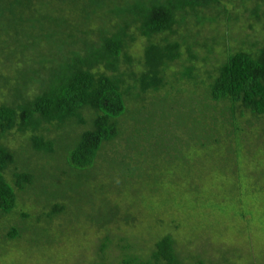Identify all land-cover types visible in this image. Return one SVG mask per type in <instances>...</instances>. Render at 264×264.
Masks as SVG:
<instances>
[{
  "label": "trees",
  "instance_id": "1",
  "mask_svg": "<svg viewBox=\"0 0 264 264\" xmlns=\"http://www.w3.org/2000/svg\"><path fill=\"white\" fill-rule=\"evenodd\" d=\"M245 114L264 116V0H0V220L84 206L86 264H237L187 250L217 172L176 153L237 158ZM135 209L158 233L119 231Z\"/></svg>",
  "mask_w": 264,
  "mask_h": 264
},
{
  "label": "rangeland",
  "instance_id": "2",
  "mask_svg": "<svg viewBox=\"0 0 264 264\" xmlns=\"http://www.w3.org/2000/svg\"><path fill=\"white\" fill-rule=\"evenodd\" d=\"M248 115L240 121L237 158L226 153L223 143L208 148H180L176 153V159L185 158L190 162L205 156L201 166L217 172L213 182L207 185L203 202L207 215L205 227L198 228L186 246L188 251L202 250L206 262L221 261L224 257L237 264H264V116L250 118ZM219 131L220 138L227 135L226 129ZM224 156L232 158L227 165L221 160ZM20 196L25 205L32 207L29 212L33 217L28 223L22 222L15 213L0 220V264H86L93 259L92 252L103 233L96 230L94 221L91 223L85 218L88 209L70 208L52 218L49 227H44L38 220H41L40 211L46 210L43 208L46 200L34 202L22 193ZM132 214L130 222L118 225L120 232L135 235L137 242L144 237L143 233H158L157 226L144 230L145 223L140 221L137 209ZM176 215L182 217L179 212ZM34 219L38 227L32 223ZM12 226L18 228L19 234L11 241L5 233Z\"/></svg>",
  "mask_w": 264,
  "mask_h": 264
}]
</instances>
